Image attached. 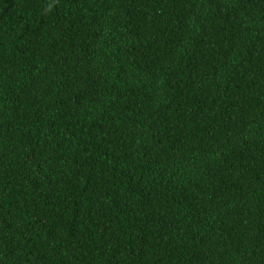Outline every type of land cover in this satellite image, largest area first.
<instances>
[{"label": "trees", "instance_id": "trees-1", "mask_svg": "<svg viewBox=\"0 0 264 264\" xmlns=\"http://www.w3.org/2000/svg\"><path fill=\"white\" fill-rule=\"evenodd\" d=\"M0 0V264H264V0Z\"/></svg>", "mask_w": 264, "mask_h": 264}, {"label": "clouds", "instance_id": "clouds-1", "mask_svg": "<svg viewBox=\"0 0 264 264\" xmlns=\"http://www.w3.org/2000/svg\"><path fill=\"white\" fill-rule=\"evenodd\" d=\"M54 7V0H48L45 5V11H50Z\"/></svg>", "mask_w": 264, "mask_h": 264}]
</instances>
